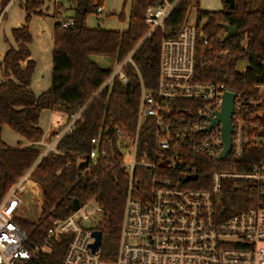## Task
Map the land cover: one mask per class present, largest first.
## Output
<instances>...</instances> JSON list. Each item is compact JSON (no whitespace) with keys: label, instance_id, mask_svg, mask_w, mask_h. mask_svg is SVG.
I'll list each match as a JSON object with an SVG mask.
<instances>
[{"label":"built area","instance_id":"obj_1","mask_svg":"<svg viewBox=\"0 0 264 264\" xmlns=\"http://www.w3.org/2000/svg\"><path fill=\"white\" fill-rule=\"evenodd\" d=\"M176 3L163 0L149 10L147 36L164 28ZM72 24L73 20L61 21V27ZM202 42L206 44L207 38L201 23L186 22L177 37L163 38L157 86L155 91L141 86L135 134L108 130L105 140L92 138L91 149L76 156L77 178L113 166L128 174L115 259L104 260L100 248L93 251L96 230L92 227L104 214L93 199L80 202L65 217L49 218L40 241L32 240L23 227L24 221L38 225L44 205L42 187L32 172L49 152L64 154L56 144L63 134L74 131L80 110L52 120L54 129L63 128L54 138L44 136L36 143L43 150L40 158L0 199V264H38L64 236L67 246L60 264H264V158L248 169H238L246 163V146L264 147V86L257 87L260 95L245 97L225 81L198 80ZM127 60L132 62L130 56ZM122 65L104 85L116 74L128 83ZM228 91L236 97L231 149L223 159L222 124L210 125ZM147 120L154 127L153 144L141 146L140 133ZM200 166H210L208 178L200 176ZM192 175L198 178L185 181ZM235 188L253 196L244 208L232 204L227 208L223 203L227 190ZM32 207L37 215L30 218L27 212Z\"/></svg>","mask_w":264,"mask_h":264},{"label":"trees","instance_id":"obj_2","mask_svg":"<svg viewBox=\"0 0 264 264\" xmlns=\"http://www.w3.org/2000/svg\"><path fill=\"white\" fill-rule=\"evenodd\" d=\"M161 1L131 0L129 24L124 31L87 26V17L100 15L99 8L104 7L105 0H71L66 8L55 4L53 16L57 21L53 34L51 86L37 94L31 86L36 62L30 58L29 44L33 37L28 25L33 16H46L41 9L45 1L23 0L25 24L11 31L17 45H10L0 60L4 77L0 81V199L42 154L43 150L36 144L45 136L39 126L42 111L48 109L71 116L82 110L74 131L63 134L56 144V149L64 154L49 152L32 172V178L41 185L44 195L38 225L23 222L32 240L40 241L48 228L49 218L69 215L72 200L78 199L83 204L93 199L104 210L103 216L92 227L102 233V258L106 261L115 259L128 174L113 166L77 178L76 156L91 149L92 138L105 140L108 130L110 134L116 128L127 135L135 134L141 86L155 91L161 42L163 38L177 37L192 8L197 10L198 23L205 20L203 29L207 38V43L202 42L199 47L202 59L197 66V79L215 83L225 81L229 89L245 97L260 95L257 87L264 86V0H234L233 7L222 0L224 8L218 11L201 9L200 0H179L165 19L164 28H156L147 36L150 30L147 13ZM167 1L175 3L177 0ZM10 2L0 0V13ZM119 16L123 18V12ZM64 20H73V24L61 27ZM224 24L237 29L236 34L226 41H223L226 34ZM94 56L123 64L121 70L128 83L116 74L104 85L114 69L94 60ZM129 56L132 62L127 60ZM241 64H244L242 69ZM5 125L31 144L8 145L2 139ZM62 128L53 129L51 136L54 138ZM153 135L154 127L147 120L141 129L140 145L144 142L153 144ZM263 158V145H248L246 163L238 169H248ZM211 171L210 166L209 169L200 166L201 177L208 178ZM252 198L248 192L235 188L227 190L223 203L227 208L231 204L244 208L245 202ZM66 240L67 236L62 237L55 251L38 264H60Z\"/></svg>","mask_w":264,"mask_h":264},{"label":"crops","instance_id":"obj_3","mask_svg":"<svg viewBox=\"0 0 264 264\" xmlns=\"http://www.w3.org/2000/svg\"><path fill=\"white\" fill-rule=\"evenodd\" d=\"M44 1L45 4L41 9L45 12L46 16H39V15L33 16L28 25L33 37L32 42L29 44V48L31 51L30 58L35 60L36 62V70L33 76V81L31 86L33 91L37 94L46 91L51 86L52 66H53L52 51L54 44L53 34H54L55 24L57 21V19L53 16L55 11V4H62V5L66 4L67 7L69 4V1L67 0H44ZM125 4L126 1L124 5ZM130 5H131V0L129 4V15H130ZM103 11H104V7L102 8V12ZM59 13L60 15L63 14L61 9ZM129 15L127 18V26L124 29H116V30H121V31L127 30L129 24ZM63 16L64 15H62V17ZM97 16L101 17L100 15ZM25 18H26V12L23 8V0H11V2L6 7L5 11L3 13H0V32L2 30L0 34V60L7 52L10 45H14V46L17 45L12 37L11 31L13 28L20 27L23 24H25ZM123 18L125 20V17ZM97 26H100L99 21L97 23ZM91 28H96V27H91ZM23 64L25 65V63ZM2 80H4V77L2 71L0 70V81ZM51 123L50 126H48V128L45 130V136H50L49 133L53 129ZM2 139L8 145L14 147V145L9 144L4 139L3 133H2ZM18 143H21L23 145L31 144L26 139L18 140L17 144Z\"/></svg>","mask_w":264,"mask_h":264},{"label":"rangeland","instance_id":"obj_4","mask_svg":"<svg viewBox=\"0 0 264 264\" xmlns=\"http://www.w3.org/2000/svg\"><path fill=\"white\" fill-rule=\"evenodd\" d=\"M125 1L126 4L124 5ZM129 4H130V0H105L104 11L100 14L101 17H98L95 14H91L87 17L86 24L89 27H96L102 29H124L127 26V18L129 15ZM200 8L203 10L218 11V10H222L224 8V5L222 0H200ZM121 12H123V17H125V20L124 18H120L119 15L121 14ZM98 21L100 23V26H97ZM204 22L205 20L203 19L201 21V24L204 25ZM187 23L189 25H194L198 23L196 8L191 9L188 15ZM93 59L98 61L104 66H112L114 72L121 65V64H117L114 60L108 59V61H106L107 59L100 56H94ZM243 65L244 64H241L239 67L240 68L244 67ZM56 118H62L60 112H54L48 109L44 110L41 113L39 124L42 127V129L45 131L48 128V126H50L51 120L52 119L54 120ZM3 131H4L3 137L9 144L16 146L18 140L21 139L24 140V138L20 137L7 125L4 126ZM51 132L49 133L50 137H52ZM27 215L30 218H33L34 215H37L36 208L32 207L31 210L27 212Z\"/></svg>","mask_w":264,"mask_h":264},{"label":"water","instance_id":"obj_5","mask_svg":"<svg viewBox=\"0 0 264 264\" xmlns=\"http://www.w3.org/2000/svg\"><path fill=\"white\" fill-rule=\"evenodd\" d=\"M178 1L179 0H177V2ZM226 2L230 4V7H233L234 0H226ZM223 28L226 30V34L224 36L223 41L230 39L237 32V29L230 25L224 24ZM146 37L143 39V41L146 39ZM235 97H236L235 93L231 91L226 92L224 100H223L222 110L218 114L217 118H215L212 121V124L210 125V127H212L217 123L222 124V134H223V140L225 143V148L223 152L221 153V158L223 159L228 155L231 149V141H232L231 136H232V131H233L232 115H233ZM84 109L85 107L83 108V110ZM197 178H198L197 175L187 176L185 178V181L189 179L196 180ZM79 206H80V201L78 199L72 200L71 205H70L71 210H77ZM93 236L95 238V241L94 243H92V248H93V251H97L100 248L101 243H102V233L100 231H94Z\"/></svg>","mask_w":264,"mask_h":264}]
</instances>
